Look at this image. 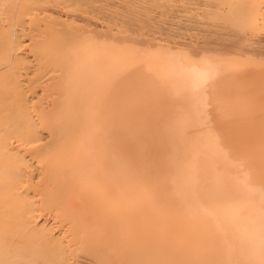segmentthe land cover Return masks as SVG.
I'll return each mask as SVG.
<instances>
[{
  "label": "bare ground",
  "instance_id": "1",
  "mask_svg": "<svg viewBox=\"0 0 264 264\" xmlns=\"http://www.w3.org/2000/svg\"><path fill=\"white\" fill-rule=\"evenodd\" d=\"M264 0H0V264H264Z\"/></svg>",
  "mask_w": 264,
  "mask_h": 264
},
{
  "label": "rangeland",
  "instance_id": "2",
  "mask_svg": "<svg viewBox=\"0 0 264 264\" xmlns=\"http://www.w3.org/2000/svg\"><path fill=\"white\" fill-rule=\"evenodd\" d=\"M262 8H264V4H262Z\"/></svg>",
  "mask_w": 264,
  "mask_h": 264
}]
</instances>
